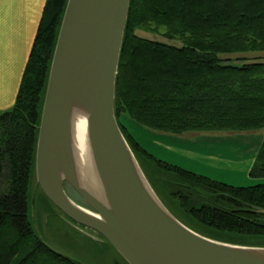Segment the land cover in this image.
<instances>
[{
    "label": "trees",
    "instance_id": "obj_1",
    "mask_svg": "<svg viewBox=\"0 0 264 264\" xmlns=\"http://www.w3.org/2000/svg\"><path fill=\"white\" fill-rule=\"evenodd\" d=\"M66 3L45 1L14 104L0 111V264H79L45 245L30 217L38 127ZM263 53L264 0H129L114 97L117 125L164 207L203 237L259 248L264 184L236 187L157 159L121 119L172 135L263 130ZM248 174L264 179V139Z\"/></svg>",
    "mask_w": 264,
    "mask_h": 264
},
{
    "label": "water",
    "instance_id": "obj_2",
    "mask_svg": "<svg viewBox=\"0 0 264 264\" xmlns=\"http://www.w3.org/2000/svg\"><path fill=\"white\" fill-rule=\"evenodd\" d=\"M128 8L129 0H67L38 127L39 189L66 220L93 241L108 244L126 264H264V248L217 242L187 228L145 179L114 115ZM77 117L86 122L90 182L76 162Z\"/></svg>",
    "mask_w": 264,
    "mask_h": 264
},
{
    "label": "rangeland",
    "instance_id": "obj_3",
    "mask_svg": "<svg viewBox=\"0 0 264 264\" xmlns=\"http://www.w3.org/2000/svg\"><path fill=\"white\" fill-rule=\"evenodd\" d=\"M137 34L148 39L155 38L149 33ZM259 55L264 57V53ZM121 122L139 145L157 159L197 174L220 178L213 180L236 187L264 184V179L251 178L249 172L244 175L243 169L246 161L259 151L264 130L172 135L145 128L125 115ZM30 191L33 227L50 249L79 264H126L108 245L93 241L58 210L47 205L41 197L36 179ZM66 192L76 204L82 205L71 189L66 188ZM86 232L96 235L89 230Z\"/></svg>",
    "mask_w": 264,
    "mask_h": 264
},
{
    "label": "crops",
    "instance_id": "obj_4",
    "mask_svg": "<svg viewBox=\"0 0 264 264\" xmlns=\"http://www.w3.org/2000/svg\"><path fill=\"white\" fill-rule=\"evenodd\" d=\"M45 1L0 0V111L14 104ZM257 153L243 165L244 175L250 171Z\"/></svg>",
    "mask_w": 264,
    "mask_h": 264
},
{
    "label": "bare ground",
    "instance_id": "obj_5",
    "mask_svg": "<svg viewBox=\"0 0 264 264\" xmlns=\"http://www.w3.org/2000/svg\"><path fill=\"white\" fill-rule=\"evenodd\" d=\"M74 152L81 177L92 180V161L86 135V122L83 117H77L73 128Z\"/></svg>",
    "mask_w": 264,
    "mask_h": 264
}]
</instances>
